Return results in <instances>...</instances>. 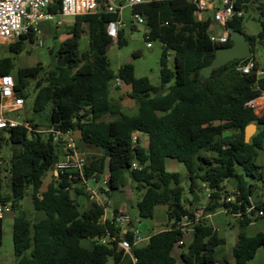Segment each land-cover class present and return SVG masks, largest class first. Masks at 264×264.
Instances as JSON below:
<instances>
[{
  "label": "trees",
  "instance_id": "obj_1",
  "mask_svg": "<svg viewBox=\"0 0 264 264\" xmlns=\"http://www.w3.org/2000/svg\"><path fill=\"white\" fill-rule=\"evenodd\" d=\"M61 2L54 0L49 11L59 14ZM99 2L96 12L75 16L69 36L59 44L57 56L65 61L64 66L56 65L40 75L43 66L39 63L20 68L14 75L12 59L2 57L0 75L14 76L16 92L24 102L29 95L24 93L29 79L36 78L34 109L42 111L52 102L50 127L78 133L76 149L91 147L96 151L87 157L84 176L98 181L107 170L108 190H102L106 196L121 190L129 176L141 191L137 201L139 215L153 218L156 206L163 204L167 207L168 222L152 233L145 245L135 244L134 233L128 230L124 237L132 243L130 253L115 240L101 243L99 236L119 237L113 219H103L106 205L90 200L87 208L80 209L72 193L90 198L85 184L79 185L80 178L69 179L68 173H52L63 149L52 141L50 134L37 131L38 125L27 120L32 130L21 123L11 128L8 135L0 131L1 144L12 146L6 162L10 192L2 191L0 176V202H10L15 208L25 196L31 195L34 208L43 210L46 217L34 222L25 216H15L16 264H106L109 257H113L114 264H179L180 261L181 264H247L264 246V231L254 236L240 231L232 247L234 262L227 258L221 262L217 248L225 240L209 223L208 215L222 206L226 213L238 217L241 226L260 218L248 215L247 207L256 188L253 180H264V170L256 161L264 144V113L257 114L248 103L264 94V75L238 70L245 58L218 67L210 78H203L202 68L212 62L219 47L231 46L232 39L213 42L210 33L214 21L211 17L199 20L188 0H145L131 6L132 13L144 17L148 25L146 41L163 43L161 84H152L148 77H137L132 63L122 65L117 76L132 87L131 95L138 106L136 113H126L112 104L110 82L116 74L107 55L112 42L107 24L121 18L120 7L108 11V2ZM239 2L257 3L256 10L262 16L261 31L258 35L246 34L244 16L229 22L228 27L244 32L254 49L256 41L264 43V0ZM119 3L122 6L123 0ZM246 5L244 10L248 8ZM86 31L89 47L82 51L80 39ZM34 36L21 35L9 48L20 53L25 40H33ZM117 43L119 46L126 43L121 29ZM169 51L173 52V70L167 65ZM249 58L259 69L254 53ZM163 88L166 91L157 94ZM250 123H256L258 130L247 143L244 132ZM134 131L147 135L146 147L140 140L133 145ZM169 159L186 166L193 193L201 187L207 189L208 201L200 210V217L193 201L184 199L181 174L167 169ZM133 163L137 164L136 168ZM47 173H52L53 180L43 190ZM226 179H233L238 191L231 201L226 199L229 195ZM73 183L76 185L72 186ZM116 213L117 210L113 214ZM183 215H188L194 228L189 244L185 241L179 244L185 238L181 230ZM2 238L3 218L0 246ZM87 240H92L90 245L83 244Z\"/></svg>",
  "mask_w": 264,
  "mask_h": 264
},
{
  "label": "rangeland",
  "instance_id": "obj_2",
  "mask_svg": "<svg viewBox=\"0 0 264 264\" xmlns=\"http://www.w3.org/2000/svg\"><path fill=\"white\" fill-rule=\"evenodd\" d=\"M118 7H120L121 19L124 26L121 27L123 38L126 43L119 46L117 40L108 48V59L111 68L116 74L110 82V95L112 97V104L119 106L126 113L133 114L138 110L136 99L131 95L132 87L124 83L117 75L119 68L127 62H130L134 66V72L137 77H148L150 82L154 85L161 84L160 75V59L163 52V43L160 40H145V34L148 32V25L146 22L138 23L133 18L132 7L123 0V5L120 6L119 0H116ZM248 8L244 12L243 18V31L248 35H258L261 31V19L262 16L257 8V3H247ZM213 16V11L208 10L204 13V17L208 18ZM60 21V23H58ZM69 21L62 16H57L51 21H42L39 24V32L34 36L33 40L26 39L24 47L20 53H14L9 44L0 45V58L10 57L13 61L12 73L16 75L20 68L31 67L37 64H42L43 71L40 75L48 72L56 67L59 62L57 56V49L59 42L64 38V35L69 32ZM219 24L214 22L212 26L213 32L220 30ZM148 42L151 46H148ZM89 47V35L86 32L82 34L80 39V49L84 51ZM140 53L136 55V53ZM254 56L258 62L260 71H264V43L259 40L256 41L254 49ZM167 65L170 69H174L173 52L169 51ZM36 78L29 79V85L24 89V93H29L25 98V105L19 110L8 112L7 115L16 119L19 122L31 121V123L37 124L42 130L50 127V116L53 108V103L49 102L46 108L42 111H36L34 109V100L36 96L35 92ZM171 85V83L169 84ZM257 114L264 112L263 108L257 106L255 108ZM258 130V129H257ZM254 132V134L257 132ZM45 133V132H43ZM253 134V135H254ZM87 150L84 156L85 161L87 157L96 153L95 149L86 147L83 149L78 148V152ZM12 146L7 144L3 148V153L6 157L11 155ZM92 152V153H91ZM257 163L262 166L264 170V144L263 148L258 151ZM168 166L170 169L177 171L181 174V185L184 187V199L193 200L195 197H200L205 203H202L201 212L206 202L208 201V191L201 187L202 183L199 181V190L193 193L190 190V179L186 166L176 159H169ZM240 170V169H239ZM107 174V170L100 175L98 181L93 178L88 179V185L90 188L98 190H108V186L103 184V180ZM52 173H47L44 177V186H46L48 180H52ZM2 191L4 193L10 192V186L8 184V176L6 173L2 174ZM233 179H226L225 183L228 185ZM256 184V188L253 191V195H264V180H253ZM83 184L80 182L79 185ZM227 187V188H228ZM89 193V191H87ZM228 192L231 193L232 191ZM72 195L76 198L81 210H84L89 205L91 198H88L85 194L76 195L74 192ZM90 195V193H89ZM141 195V191L136 188V183L127 176L126 185L118 191H112L103 199L106 204L107 218H111L114 213V208L122 210V212L129 216L132 221L134 230H138V235L143 238L140 245H145L149 238L148 235L160 230L167 225L168 219L166 210L167 207L163 204L156 206L155 216L153 218L141 217L138 213L137 201ZM10 203V202H7ZM11 204V203H10ZM36 209L32 202V196H25L21 200L20 204L4 213L3 217V238L0 246V264H16L14 243H13V221L15 216H25L28 219L34 221L36 219ZM208 221L217 229L220 237H223L227 241V245L219 246L217 248V255L220 261H224L225 258L233 259L232 245L237 239V235L240 231H244L249 236H254L260 231H264V217L253 220L246 226H241L239 219L229 213H226L222 206H218L216 211L208 215ZM87 245V241H83ZM228 250H231L230 252ZM106 264H114L113 257H109ZM181 264V263H179ZM218 264V263H213ZM247 264H264V246L260 247L256 255L248 261Z\"/></svg>",
  "mask_w": 264,
  "mask_h": 264
},
{
  "label": "built area",
  "instance_id": "obj_3",
  "mask_svg": "<svg viewBox=\"0 0 264 264\" xmlns=\"http://www.w3.org/2000/svg\"><path fill=\"white\" fill-rule=\"evenodd\" d=\"M54 0H0V45L12 44L16 42L21 35H28L32 33L36 35L39 30V24L42 21L54 20L57 16L62 17H75L77 15H84L89 13H94L99 7V0H62L61 10L59 14L52 13L49 11V6ZM108 2L107 10L115 11L118 6L115 4V0H106ZM130 6L144 2L145 0H125ZM195 7V14L199 20L206 19L204 13L208 10L213 11L212 20L219 24L220 30L218 32H211L210 38L216 43H225L228 41L232 29L228 27V23L235 18H241L244 16V6L245 2H239V0H188ZM133 18L136 22H144V17L139 13H134ZM60 23V21L58 22ZM124 26L122 19L116 21H110L107 24V33L112 38V41L118 40L119 31L121 27ZM148 46L151 43L148 42ZM238 70L243 73H258V75L263 76L264 71H260L256 68V62L247 58L246 62L239 64L237 66ZM0 131L8 132L11 128L24 123L26 126L32 130L31 124L29 122H19L16 119L7 115L8 112L19 110L24 107V98L19 96L16 92V80L12 74L0 75ZM248 105L256 108L257 105L254 101L248 103ZM257 113V112H256ZM39 132H45L51 135L52 141L58 144L63 151H60L58 159L55 162L52 173L56 175L61 173H68L69 179H78L85 184L87 191L90 193L91 200L101 202L103 199L101 193L104 191L95 190L90 188L88 185V179L84 176L83 170L85 166V158L76 149V141L69 132H63L61 130L55 129L54 127L42 130L37 129ZM139 131H134L132 133V143L137 145L139 143ZM5 145L1 144L0 141V176L7 173V157L3 153V148ZM133 167L136 168L137 164L133 163ZM96 180L95 178H93ZM110 180L109 172L103 180V184L108 186ZM73 183L72 186H75ZM68 189V188H67ZM238 194L236 189H233L231 193L227 196V201L235 199ZM102 203V202H101ZM105 204V203H103ZM106 205V204H105ZM11 209L10 203L0 202V219L4 217V213ZM253 212V213H252ZM247 214L252 215V217H261L264 215V199L260 202L255 201L253 198L249 197V205L247 207ZM200 217V212L196 214ZM106 210L103 219L105 220ZM113 224L115 228H119L116 236H99L98 240L101 243H106L109 239L115 240L118 246L124 251L130 253L132 248V243L124 237V234L130 230L134 233V243L139 244L143 239L138 235L139 231L134 230L132 226L131 218L125 215L122 210H118L116 214H113ZM181 230L184 234H192L194 231L191 225L188 215H183ZM185 241L182 238L179 244H183Z\"/></svg>",
  "mask_w": 264,
  "mask_h": 264
},
{
  "label": "water",
  "instance_id": "obj_4",
  "mask_svg": "<svg viewBox=\"0 0 264 264\" xmlns=\"http://www.w3.org/2000/svg\"><path fill=\"white\" fill-rule=\"evenodd\" d=\"M230 38L233 41V44L228 47H219L216 50L215 56L212 62L202 68L201 75L203 78L208 79L211 77L214 69L221 67L235 59H245L250 57L253 54V49L251 44L246 36V34L240 30H232ZM113 43V41L108 45V48ZM130 63V62H127ZM59 66H64L65 61L60 59L58 62ZM256 73V71H254ZM166 91V88H163L157 92V94H163ZM256 123H250L246 126L244 132L245 142H249L254 132L257 130ZM105 192L101 193V197L105 196Z\"/></svg>",
  "mask_w": 264,
  "mask_h": 264
},
{
  "label": "crops",
  "instance_id": "obj_5",
  "mask_svg": "<svg viewBox=\"0 0 264 264\" xmlns=\"http://www.w3.org/2000/svg\"><path fill=\"white\" fill-rule=\"evenodd\" d=\"M115 2V4L118 6V4H117V2H116V0L114 1ZM64 19H66L67 21H69V27H71L73 24H74V21H75V17H64ZM69 36V32H67L65 35H64V38L61 40V41H63L66 37H68ZM61 42H59V44H60ZM255 103H256V105L257 106H259V107H261V108H263V110H264V94L261 96V97H259V98H257L256 100H255ZM264 113V112H263ZM71 135H72V137L75 139V141H77L76 139H79V134L78 133H71V132H69ZM139 140H140V143H141V145H143V146H147L148 145V137H147V135H145V134H143V133H141L140 134V136H139ZM87 150L88 149H85L83 152H79L82 156H85L86 155V153H87ZM89 151V150H88ZM92 153V152H91ZM169 161V160H168ZM167 169L169 170V171H174V170H172V169H170L169 168V166H168V162H167ZM54 175H56V173L54 172ZM53 180V179H52ZM52 180H48V182H47V184H46V186H44V184H43V190H45L46 188H47V186H48V184L52 181ZM235 182L232 180V182H229L228 183V185H230V187H228V189H229V191H233V189H235ZM98 190H100V189H98ZM105 197H107L106 195L105 196H103L102 197V199H105ZM252 198L255 200V201H261V200H263L264 199V195H260V194H257L256 196H252ZM193 206H194V208H195V211L196 212H200V209H201V205H202V203H205L202 199H200V197H195L193 200ZM102 203H104V201L102 200L101 201ZM118 207H115L114 208V211L115 210H120V209H117ZM226 212V211H225ZM36 219L34 220V222H37V221H40V220H42V219H44L45 217H46V213L43 211V210H37L36 209ZM235 216V215H234ZM106 217H107V215H106ZM113 217V216H112ZM111 217V218H112ZM209 217V216H208ZM237 217V216H236ZM238 218V217H237ZM163 228V227H162ZM161 228V229H162ZM160 229V230H161ZM239 234V233H238ZM151 235H148L146 238H149ZM223 238V237H222ZM143 239V238H142ZM185 243L186 244H189L190 242H191V239H192V234H186L185 235ZM237 239H238V235H237ZM237 239L234 241V243H232V245H229V248L231 249L233 246H234V244L236 243V241H237ZM225 240V239H224ZM87 245H90L91 244V242H92V240H87ZM228 243H227V241L225 240V243L223 244V246H225V245H227ZM232 250V249H231ZM231 250H228L229 252L231 251ZM230 261H232V262H234V258L232 259H230ZM221 262H224V261H221ZM179 263H181V261L179 262Z\"/></svg>",
  "mask_w": 264,
  "mask_h": 264
}]
</instances>
